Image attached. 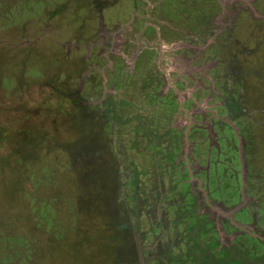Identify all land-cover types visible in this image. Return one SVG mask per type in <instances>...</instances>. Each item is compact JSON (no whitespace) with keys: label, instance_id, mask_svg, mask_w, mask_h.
<instances>
[{"label":"rangeland","instance_id":"374dc122","mask_svg":"<svg viewBox=\"0 0 264 264\" xmlns=\"http://www.w3.org/2000/svg\"><path fill=\"white\" fill-rule=\"evenodd\" d=\"M241 239L264 264V0H0V264H214Z\"/></svg>","mask_w":264,"mask_h":264},{"label":"flooded vegetation","instance_id":"af4514ba","mask_svg":"<svg viewBox=\"0 0 264 264\" xmlns=\"http://www.w3.org/2000/svg\"><path fill=\"white\" fill-rule=\"evenodd\" d=\"M238 12V11H237ZM236 12V13H237ZM236 13L234 14V16L232 17V18H230L227 22H225L224 24H223V27H221L220 29H218V30H216L214 33L215 34H220L222 31H224V29H225V31H227V30H231V29H233V24H234V22L237 20V17H236ZM150 26V27H149ZM156 28L157 29V27L154 25V24H148V26H147V29L148 28ZM157 31H158V29H157ZM165 33V32H164ZM167 33V32H166ZM168 33H170L171 35H172V33L170 32V31H168ZM157 36H158V33L156 34ZM159 35H161V33H160V31H159ZM170 35V36H171ZM226 35H228L229 36V34H226ZM171 37H173V35L171 36ZM212 38H214V37H212ZM212 41V39L211 40H209V41H207V43H210ZM178 42H180V41H178ZM224 42V41H223ZM222 45V44H221ZM204 49H207V47H199V48H197L196 50H195V52H194V54H193V59H196V57L198 56V54L199 53H204ZM201 50V52H198V51H200ZM205 51H207V50H205ZM148 52H149V50H147V51H143V52H140L139 53V56L140 55H143L142 56V58H143V60H142V62L143 61H145L146 60V56L148 55ZM151 52V51H150ZM152 52H153V50H152ZM159 55H160V53H159ZM161 55L159 56V59H158V61H159V63H161L160 61L162 60L161 59ZM147 58H149V56H147ZM138 59V56L136 57V59H135V61ZM150 59V58H149ZM155 61V59H153V62ZM151 62V60H149V61H147L146 60V62H144V63H146V65H149V63ZM212 65H208L207 67H211ZM145 67V66H144ZM158 69H160V66H158ZM161 70H163L162 68H161ZM154 76L153 75H150V77H149V79H152ZM156 78H157V75L155 76ZM144 79H146V76H145V78ZM148 79V80H149ZM162 79V76H160L159 77V75H158V78H157V82H156V84L157 85H160L161 84V82H160V80ZM146 86V85H145ZM197 87L198 88H201L202 89V91L204 90V89H207L208 88V86L207 85H197ZM214 85H211L210 87H209V90H210V95H208V96H210V97H216V96H220L221 94L220 93H218V91H216L214 88ZM174 89H175V91L177 90L176 89V87H174ZM231 90H232V88H231ZM222 96V95H221ZM206 99V98H205ZM131 100V99H130ZM164 103H165V101L164 100H162ZM192 101L193 102H196V100L194 99V97H192ZM132 103H129V105H131ZM221 105H224V106H227V109H229V105L227 104V102L225 101V99L224 100H222V103H221ZM183 109H185L187 112H191V113H194L195 114V116H196V113L198 112V108H193V109H186V108H183ZM137 118L138 117H135V118H132L131 120H136L137 121ZM221 118V117H220ZM189 120L190 121H192V122H198L197 120H195V119H193V117H189ZM206 121H208L207 119H205V121H202V122H200V124H199V126H200V129L202 128H206L207 130L210 128V126L207 124V122ZM222 121H223V119H222ZM180 124H183V123H180ZM184 125V124H183ZM198 127V126H197ZM233 127V126H232ZM196 128V127H195ZM199 128V127H198ZM178 129H180V128H178ZM177 129V130H178ZM232 130L234 131L235 129H233L232 128ZM200 130H198V129H192L191 127H186V130H185V132L182 134H180L179 132H176V133H173V132H171V131H169V130H166V132L169 134V135H175V136H173L172 138H173V140L174 139H176V138H179V139H185L186 138V134H187V136L190 138V136H192V137H194V134H198L197 132H199ZM230 131H231V129H230ZM237 132H238V130H236ZM210 132H212V130H210ZM193 134V135H192ZM176 144V147H178L177 146V143H175ZM193 144V146H194V144H197V142L195 141V142H193L192 143ZM173 146H172V143L170 142V145H169V149H168V153H171V152H173ZM231 160V159H230ZM200 167V166H199ZM218 167V166H217ZM216 166H215V168H217ZM200 168H202V166L200 167ZM221 169V168H220ZM224 169V168H223ZM191 178H192V176H191ZM206 178H210V180L211 181H204ZM205 179H202V178H196L195 180H197V183H199V184H201V185H205V188H206V191H207V193H208V195H211V193H210V187L212 186V185H214L215 187H216V190H214V193H216L215 195L213 194V196L215 197V199H213L214 200V202H208V205L211 203V204H213V205H218V204H223V205H225L226 204V202L225 201H223V200H225L223 197H225V196H227V195H222V187H225V189H226V187H228V183L226 182V181H223V183H221L220 182V179L217 181V183L215 184L214 183V181L212 180V177H209L208 175H206L205 176ZM227 183V184H226ZM231 191V195H232V190H230ZM242 192H243V190H242ZM217 196H218V198L220 197V199H218L217 198ZM242 197L244 198V195H242ZM241 197V198H242ZM232 198V197H231ZM212 201V200H211ZM245 201V200H244ZM233 202V201H232ZM244 205V204H243ZM209 206H211V205H209ZM218 207H220V208H222V206L221 205H218ZM235 208V207H234ZM233 208V209H234ZM226 211H227V209H226ZM229 211H231V210H229ZM234 213L235 212H237L238 211V208L236 207L234 210H232ZM220 217H223V215L222 216H220ZM235 220V219H234ZM207 221V220H206ZM206 221H204L203 223L205 224L206 223ZM219 221H220V223H219ZM219 221H217L218 223H219V226L221 227L222 226V219H220L219 218ZM226 221H228L229 222V225H230V223H231V221H229V220H226ZM225 221V222H226ZM253 221V219H251V220H248V221H246V219H244V220H242V221H238V224H241V225H243V227H245L247 224H251L252 225V222ZM233 222V221H232ZM211 223H212V221H211ZM207 225H210V222L209 221H207V223H206ZM215 226H217L216 225V223H215ZM224 226H225V224H224ZM248 226V225H247ZM236 228V227H235ZM235 228H233L232 227V230L234 229L235 230ZM231 230V231H232ZM242 230V229H241ZM238 233V232H237ZM238 238V237H237ZM238 239H240V238H238ZM256 239H258L259 241L261 240V238H256ZM242 240V239H241ZM244 242L246 243V244H248V245H251V247H252V251L254 250V248H255V245H254V243H251L250 241H247V240H245L244 239V241L242 240L241 242H239L238 241V244H237V246L235 247V248H233V249H229V250H224V252H223V255L225 256V257H223L224 258V260H227V262H229V261H233V262H236V264H244L245 262H246V258L247 257H244L243 255L245 254L244 252V250H242L241 249V247H240V245L242 246L243 244H244ZM262 242V241H261ZM210 243H212V241L210 242ZM222 245H223V243H222ZM235 245V244H234ZM249 247V246H248ZM227 248H231V247H227ZM258 252V251H257ZM242 255V256H241ZM258 255V254H257ZM220 261H222V260H220ZM214 262V264H216L215 263V261H213ZM254 263V262H253ZM252 263V264H253ZM245 264H247V263H245Z\"/></svg>","mask_w":264,"mask_h":264},{"label":"trees","instance_id":"16d2710c","mask_svg":"<svg viewBox=\"0 0 264 264\" xmlns=\"http://www.w3.org/2000/svg\"><path fill=\"white\" fill-rule=\"evenodd\" d=\"M82 17H83V16H82ZM82 25H83V24H80L79 26L82 27ZM206 260H208L207 257H204V261H206ZM214 261H215V260H214ZM215 263H216V264H222V261H215ZM225 264H226V263H225ZM227 264H230V261H229V263H227Z\"/></svg>","mask_w":264,"mask_h":264},{"label":"clouds","instance_id":"9594fccd","mask_svg":"<svg viewBox=\"0 0 264 264\" xmlns=\"http://www.w3.org/2000/svg\"><path fill=\"white\" fill-rule=\"evenodd\" d=\"M225 261H227V260H223V261H222V264H224ZM227 263H229V262H227ZM230 264H231V261H230Z\"/></svg>","mask_w":264,"mask_h":264}]
</instances>
